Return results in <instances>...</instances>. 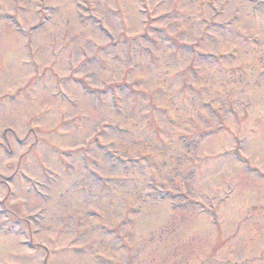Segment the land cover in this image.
Returning <instances> with one entry per match:
<instances>
[{
  "label": "rangeland",
  "instance_id": "1",
  "mask_svg": "<svg viewBox=\"0 0 264 264\" xmlns=\"http://www.w3.org/2000/svg\"><path fill=\"white\" fill-rule=\"evenodd\" d=\"M200 1L0 0V264H263L264 4Z\"/></svg>",
  "mask_w": 264,
  "mask_h": 264
}]
</instances>
